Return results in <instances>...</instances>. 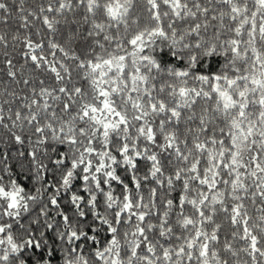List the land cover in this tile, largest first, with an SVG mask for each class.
<instances>
[{
	"label": "snow or ice",
	"instance_id": "snow-or-ice-1",
	"mask_svg": "<svg viewBox=\"0 0 264 264\" xmlns=\"http://www.w3.org/2000/svg\"><path fill=\"white\" fill-rule=\"evenodd\" d=\"M0 264H264V0H0Z\"/></svg>",
	"mask_w": 264,
	"mask_h": 264
},
{
	"label": "trees",
	"instance_id": "trees-1",
	"mask_svg": "<svg viewBox=\"0 0 264 264\" xmlns=\"http://www.w3.org/2000/svg\"><path fill=\"white\" fill-rule=\"evenodd\" d=\"M20 180L22 183L27 184V185H29V187H31V184L29 183V180L27 179V177L21 175Z\"/></svg>",
	"mask_w": 264,
	"mask_h": 264
}]
</instances>
